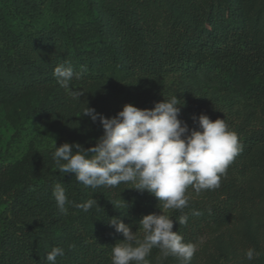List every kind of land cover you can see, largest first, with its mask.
Returning a JSON list of instances; mask_svg holds the SVG:
<instances>
[{"label": "trees", "instance_id": "obj_1", "mask_svg": "<svg viewBox=\"0 0 264 264\" xmlns=\"http://www.w3.org/2000/svg\"><path fill=\"white\" fill-rule=\"evenodd\" d=\"M65 61L84 81L152 82L158 102L178 96L181 113L225 119L238 134L243 150L220 187L190 188L189 206L172 210L173 231L185 242L197 245L258 209L263 192L252 180L264 149V26L250 21L244 0H0V103L60 86L53 71ZM36 109L63 123L76 118L58 89ZM52 163V154L30 151L9 181L0 164V264H48L53 247L64 249L56 264H111L112 246L124 237L109 218L136 232L143 216L162 213L157 198L130 183L92 189L74 173H51ZM56 183L72 202L67 215L56 206ZM92 198L88 212L76 207ZM158 257L153 249L148 259L167 264ZM243 264H264V254Z\"/></svg>", "mask_w": 264, "mask_h": 264}, {"label": "clouds", "instance_id": "obj_2", "mask_svg": "<svg viewBox=\"0 0 264 264\" xmlns=\"http://www.w3.org/2000/svg\"><path fill=\"white\" fill-rule=\"evenodd\" d=\"M53 76L61 88L79 99L83 94L70 88L71 82L80 80L82 72L74 71L65 61L54 68ZM178 96L155 103L151 109H140L126 104L109 118L87 107L83 116L99 122L103 135L94 147L85 148L79 143L54 145L52 158L60 173H74L76 181L85 187L118 188L132 184V189L147 191L159 201L161 214H148L138 222V231L119 217L108 223L124 237L111 249V264H151L148 257L153 249L159 250V259L175 257L180 264H191L197 248L185 242L180 232H174V221L164 209L183 211L189 206L188 190L197 194L220 187L221 177L243 150L238 134L229 129L225 119L213 121L208 115L193 116L199 130L190 129L180 119L182 107ZM53 197L61 215L68 214L72 202L61 183L53 188ZM97 204L89 199L76 207L88 212ZM193 215L201 213L193 210ZM180 225H187L188 217H177ZM142 233V235H141ZM64 249L53 247L46 255L48 264H56ZM251 261L258 253L246 250Z\"/></svg>", "mask_w": 264, "mask_h": 264}, {"label": "rangeland", "instance_id": "obj_3", "mask_svg": "<svg viewBox=\"0 0 264 264\" xmlns=\"http://www.w3.org/2000/svg\"><path fill=\"white\" fill-rule=\"evenodd\" d=\"M244 1L250 21L254 23L260 20L264 26V0ZM70 88L81 91L83 95L74 99L60 86H37L21 93L13 101L0 103V164L7 166V181L18 174L22 161L30 151L39 156L53 154L55 143L57 147L64 143H79L86 149L94 147L104 130L99 122L94 123L89 117L83 116L87 107L111 118L126 104L153 108L158 102L155 98L156 86L152 82L140 80L114 84L107 80L74 79ZM55 89L65 96L76 117L75 121L63 123L57 118H45L37 111L40 102H49L53 98ZM180 119L190 129L199 130L192 116L181 113ZM259 154L263 158L262 164L252 182L263 192L260 206L235 226L203 238L196 245L197 251L191 264L248 263L250 261L245 254L250 248L258 253L254 259L264 254V149H260ZM50 172H59L54 160ZM188 192L191 194V191ZM164 212L170 216L172 210L164 209ZM166 263L180 264V261L169 256Z\"/></svg>", "mask_w": 264, "mask_h": 264}]
</instances>
